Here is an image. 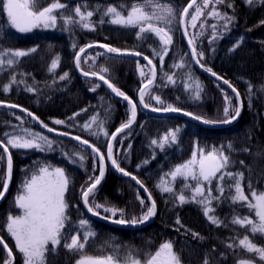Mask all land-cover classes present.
<instances>
[{"label": "trees", "instance_id": "obj_1", "mask_svg": "<svg viewBox=\"0 0 264 264\" xmlns=\"http://www.w3.org/2000/svg\"><path fill=\"white\" fill-rule=\"evenodd\" d=\"M158 1L174 9L175 24L170 33L173 39L172 44L167 46L161 43L154 32L148 31L138 37L139 28L112 24L110 16H104L105 22L100 23L108 6H115L123 15H127V10L133 3L144 0H59L67 7L54 13L58 16L54 29L36 28L23 34L9 28L6 14L0 11V59L5 61L0 66V141L7 142L6 133L22 135L21 129H29L54 142L51 151L13 149L9 146L13 168L7 195L0 202V237L12 251L14 264L23 263L20 253L14 249L12 240L6 233L7 218L19 213L15 197L21 192L25 179L44 165L63 168L71 181L65 196L70 205L69 222L62 230L61 244L56 250L51 251L49 245L45 264H75L81 255H112L119 257L120 262L131 256L144 261L165 242L173 244L180 264H205L206 261L207 264H241V261L264 264V259L258 253L248 252L239 246L240 239L248 235L256 247L264 248V234L253 235L250 229L232 223L234 216H254L245 203H232L230 197L234 195V188L230 190V185L234 184L233 180L225 176L222 182L223 196L216 191L220 181L214 180L211 185L213 196L220 197L209 205L214 209L211 214L222 222L217 226L204 216L202 205L191 201L195 181L191 178L185 181L179 177L174 181L167 175L177 165L190 160L193 152L220 150L223 146L225 155L229 157V165L225 171L244 174L242 187L245 194L249 197L251 195L248 191L249 183L257 192L264 191V0H253L251 5L247 0H225L218 4L216 11L235 17L227 30L223 27L224 20L208 15L213 11L215 0H210L207 8L204 7L203 0H198L187 15V40L193 41L197 54L203 53L199 65L202 64L204 70L211 68L222 81L228 80L240 93L241 113L234 123L231 120V124L220 121L225 119V107L229 108L230 117L235 115L234 109L238 103L234 94L212 77L197 70L181 32L180 17L191 0ZM53 2L54 0H39V8ZM229 3L233 7H227ZM122 4L127 7L122 9ZM98 5L99 11L96 10ZM77 6L84 13L93 11L90 22L94 30L85 29L79 24L66 26L59 19L63 14L79 20L75 15ZM196 6L201 7L203 14L193 22L191 16L195 14ZM241 37L243 41L239 47L235 51H229ZM88 45H108L119 49L118 53L139 52L154 63L155 79L147 87L144 97L151 113L144 111L138 102L139 90L150 79L147 65L134 55L110 56L95 48L82 56L80 69L89 73L94 71L98 75L81 76L75 68V54ZM165 47L168 48L166 55L163 51ZM31 49L36 51L32 52ZM16 50L28 52V55L12 57L11 52ZM160 55H164L163 61L159 59ZM57 57L58 67L54 72H49L52 60ZM10 58L15 60L11 66L6 63ZM181 63L183 67L175 66ZM102 68L107 71L101 72ZM141 71L145 76H141ZM65 72L68 77L61 80L60 76ZM99 75H103L136 104L135 123L115 139L113 157L120 167L130 173L129 176H135L143 184V188L147 189L146 193L151 195V200L156 204V213L146 224V221L136 225L116 224L113 220L121 218L120 212L112 217L111 213H105L102 209H97L100 215L91 217L82 204V186L89 185L90 177L99 176V162L91 149L73 140L75 136L87 140L105 156V174L95 190L94 201L90 197V202L121 209L124 217L129 220L141 217L147 207H150L145 193L135 182L117 176L107 163L109 140L117 128L128 122L130 107L109 92ZM169 75L173 77L174 83L168 81ZM13 77L15 83H12ZM197 81L202 86L199 98L196 92ZM185 83L191 86L188 90L185 89ZM6 84L9 85L8 92L3 90ZM28 88L33 91H28ZM154 96H159L162 103H157L152 98ZM225 96L229 98L227 102ZM169 104L181 111L152 110L163 109ZM28 112L43 121L48 126L47 129L55 131H41L28 116ZM185 112L217 123L205 124L192 116L184 115ZM93 116L97 117L96 122H92ZM57 119L64 120L65 123L54 124L53 121ZM100 121H103V131L100 130ZM85 123H92L90 130L83 128ZM177 128L180 131L177 133L176 143L166 145L163 150L151 143L153 139L159 141L169 130ZM92 132L97 134L92 135ZM229 144L232 145L230 150L227 147ZM76 153L79 155H75ZM0 155L4 156L0 161V192H3L6 157L1 148ZM80 156L84 157L83 161ZM120 174L123 175L121 172ZM161 178L166 181L165 186L173 188V193L162 192L157 187ZM185 184L190 187L184 189ZM181 189H184L183 194L189 200L184 204L176 199L181 194ZM141 199L145 201L144 205H141ZM81 218L90 222L89 227L95 235L86 242L82 253L72 252L64 244L71 243L72 235H79L83 239L84 229H80L78 223ZM193 233L198 235L194 236ZM230 244L234 247H228ZM6 260L7 256L0 246V264H4Z\"/></svg>", "mask_w": 264, "mask_h": 264}, {"label": "snow or ice", "instance_id": "obj_2", "mask_svg": "<svg viewBox=\"0 0 264 264\" xmlns=\"http://www.w3.org/2000/svg\"><path fill=\"white\" fill-rule=\"evenodd\" d=\"M225 0H215V3L212 5L213 11L209 12L208 15L215 16L218 19L224 20L223 25L224 29L227 30L229 25L234 21V16H229L226 13H220L216 11V6L218 4L224 3ZM210 0H203V5L205 8L209 6ZM247 3L251 5L253 0H247ZM196 5V0H191L187 7L183 9V14L180 17V23L185 24V15L188 14L189 8H192ZM67 6L63 3H60L59 0H54L53 3L49 4L46 7L39 8V0H0V11L6 14L7 25L9 28L15 29L17 32L26 33L30 32L35 28H54L58 22V16L54 14L56 10L65 9ZM87 7V5H85ZM126 4H122L121 8H126ZM151 7L153 10L151 12L147 11V8ZM227 7H233L232 4H227ZM39 9V10H38ZM97 11L100 10V6H97ZM160 14H157V13ZM202 9L200 6L195 7V14L191 16V20L194 22L202 15ZM75 15L79 17V20L74 19L70 15L61 14L59 19H62L64 24L73 25L79 24L85 29H92L94 27L90 22V18L94 15L93 11H87L86 13L81 11V7L77 6L75 8ZM104 16H110V22L112 24L121 25L124 27L139 28L137 33L138 37L145 32H154L159 38L163 45L172 44V35H170L171 28L169 27L165 30L164 27L154 26L152 21H157L159 23L171 25L172 19L174 18V9L172 6L167 4H160L158 0H144L143 4L133 3L131 8L127 10V15H123L121 11L117 10L115 6H108L107 9L103 12L101 16L100 23H104ZM264 23V21H262ZM147 25V27H145ZM203 25H201L202 27ZM195 27V24H193ZM215 28V25H213ZM186 34V33H185ZM243 41V37L240 38V41L229 49V51H235L239 47V44ZM189 46L192 47V58L196 60L199 64L203 59V53L197 54L195 47H193V41H188ZM88 45L87 47H91ZM75 48V43L73 44ZM100 47L106 48L110 53H118L119 49L110 47L108 45H100ZM30 51L34 52L36 49H31ZM164 54L168 52V48L163 49ZM85 52V48H80L75 54L76 67L80 68L81 64V53ZM134 55H141L139 52L133 53ZM28 55V52L25 51H12V57H23ZM154 55L157 53L154 52ZM199 56V59L197 58ZM145 60H148L149 64H152V61L148 57H144ZM159 59L164 60V55H160ZM59 57L52 60L49 72H54L58 67ZM86 62V61H85ZM5 63L4 60L0 59V66H3ZM9 66L15 63L14 59H8L6 62ZM176 67H183L184 65L178 64ZM201 67L203 65L201 64ZM139 68V64H138ZM107 69L102 68L101 72H106ZM205 71L210 72L217 80L222 79L211 68H205ZM153 77L155 76V69L152 70ZM84 76H97L96 72H82ZM141 76H145V73L141 71ZM68 77V73L65 72L60 76L61 80H64ZM99 79L103 80L104 83L111 89L116 96L123 97L124 100L128 102L131 106V116L127 123L122 124L119 128L116 129V132L112 133V136L115 137L117 133L122 132L124 129L128 128L136 116V104L122 92L119 88L115 87L109 80L105 79L103 75H99ZM169 82L174 83L173 77L169 75L167 77ZM191 79V76H189ZM15 78L13 77L12 83H15ZM224 84H227L229 88L232 89V92L236 94V99L239 101L240 93L228 80H223ZM152 84V80H148V85ZM191 86L188 83H185V89L188 90ZM147 85H144L140 89V103L144 107H149L145 103L144 97L146 95ZM5 92L9 91V85H4ZM28 91H33L32 88H28ZM94 91V89H93ZM202 91V86L197 81L196 82V92L197 98H199V93ZM252 86H249V99H251ZM157 101V103H162L159 96L152 97ZM226 102L229 100L225 96ZM10 107H18L17 105H10ZM242 105L235 107V115L230 117V111L228 107L224 108L225 119L220 121V123H230L231 120L236 119L240 115ZM22 111H27L26 109H21ZM153 111L163 110L164 112H180L181 109L174 107L169 104L163 109L153 108ZM86 111V110H85ZM28 115L32 117L34 121H39V118L33 113L28 112ZM78 115L77 114H74ZM184 115L192 116L193 119L201 120L205 124L217 123L216 121H210L200 116H195L192 113L185 112ZM17 119H20L17 117ZM71 119V118H70ZM92 122L97 121V117L93 116L91 118ZM42 127H48L43 121H39ZM54 124L60 125L64 124V120H54ZM100 130L103 131V121L99 122ZM92 123H85L83 128L85 130H90ZM48 131H55V129L48 128ZM180 131L179 128L175 130H169L168 133L162 137L159 141L153 139L151 143L158 146L161 150L165 148L166 145L174 144L177 141V133ZM21 134H8L6 133L7 142L4 143L0 141V148H3V152L7 154V168L5 172V178L3 179V187L7 190L9 185V179L11 177L13 161L12 156L9 153V146L13 149H35L38 151L53 150V141L49 140L48 137L41 135L40 133L31 132L29 129H21ZM92 135L97 133L92 132ZM108 135L107 132L104 133ZM59 135H68V133H59ZM73 139L79 141L81 144L88 145L92 148V151L99 156V176L90 177L89 185L87 187L82 186V200L84 206L87 208V211L93 216H98L100 213L97 209L103 208L105 213H111L112 217H115L117 212H120L121 218L114 219L113 222L119 225L131 224L136 225L143 223L156 213V204L153 201L151 207H147V211L139 218L133 217L130 220L125 218L123 215V210L117 209L114 207H106L99 203L90 202V197L94 201V193L97 186L101 183V179L105 174V156L100 153V150L95 146L89 144L87 140H82L79 136L73 137ZM228 149L232 148V145L229 144ZM75 155H79L76 153ZM83 161L84 157H79ZM4 159L3 155H0V161ZM71 159V157H69ZM107 159L111 161V165L118 172L123 173L125 176H129L130 173L125 171L120 167L117 160L113 157L112 153V144L109 142L108 145V154ZM75 162V161H72ZM147 163V161H145ZM229 165V157L225 155L223 146L220 150L213 149L212 151L200 150L199 152H193L192 158L186 161L183 164L177 165L173 171L168 173L172 179L175 181L178 177L187 181L191 178L192 181H195V187L192 188V198L191 201L198 203L203 206V214L207 219L214 225L219 226L222 222L217 219V217L211 213L214 212V209L209 207L213 200H219L220 197L213 196L212 187L214 180H218L221 183H218L216 186V191H218L221 196L224 194V187L222 182L225 179V176L234 181L233 185H230V190L234 188V195H231V201L233 204L243 202L247 205L251 213H254V216H234L232 218V223L235 225H240L241 227L250 229L251 233L255 235L256 233L264 234V191L257 192L252 188V185L249 183L248 191L250 192V197L245 194V189L242 187V181L244 179V174L232 173L230 171H225ZM95 168V165H94ZM219 174V175H218ZM133 180H136V177H132ZM71 181L66 175L65 170L60 167H52L51 165L40 166L37 171H34L30 178L25 179L22 185V191L19 192L15 197L16 206L22 210V215L12 216L9 215L7 218V231L11 237L15 240L16 249L23 254L24 264H45V254L50 250L49 245H51V251H55L56 247L61 244L62 239V230L65 229L66 224L69 222L68 208L70 207L69 203L66 201V192L69 189ZM137 184L143 188V184L136 180ZM166 181L161 178V183L157 185L162 192L173 193V188L165 186ZM190 187L189 184L184 185V189ZM184 189H181V194L176 196V199L179 200L180 204L189 202L188 198L183 194ZM147 191V189H144ZM4 196V192H0V197ZM199 197V199H198ZM139 199V196H138ZM149 200L152 199L151 195L148 197ZM141 205L145 204L144 200H140ZM111 218V217H105ZM180 223L179 219L176 221ZM80 229H84L83 239L81 240L79 235L71 236V243H65L64 247L72 252H83L86 242L95 235V233L89 227V221L87 219H79L78 221ZM194 236L198 234L193 233ZM0 244H4L3 239H0ZM239 246L246 249L248 252H255L260 255L261 259H264V248L256 247L250 240L249 236L245 235L243 239H240ZM5 249H8V246L4 244ZM232 248L234 245H228ZM8 256L12 257V251L8 249ZM4 264H11V260H6ZM76 264H180L178 255L173 250V244L171 242L162 243L159 248L154 252L149 254L144 261L135 259L131 256L126 257L122 262L119 261V257H114L109 255L107 257H94L90 255H81L80 258L76 261ZM207 264V261L205 262ZM241 264H246V262L241 261Z\"/></svg>", "mask_w": 264, "mask_h": 264}, {"label": "water", "instance_id": "obj_3", "mask_svg": "<svg viewBox=\"0 0 264 264\" xmlns=\"http://www.w3.org/2000/svg\"><path fill=\"white\" fill-rule=\"evenodd\" d=\"M197 1H198V0H196V3H197ZM193 7H194V6H193ZM193 7H192V8H193ZM192 8H189V11H190ZM188 13H189V12H188ZM187 15H188V14H187ZM187 15H185V17H184V18H185V24H186V18H187ZM185 24L182 25V24L180 23V26H181V32H182V35H183L184 39H185L186 42H187V45H188V48H189V51H190V54H191V57H192V47L189 46V43H188V40H187V37H186V34H185V33H186V32H185ZM95 48H99V49L103 50L104 52H106L107 54H109V55H111V56L134 55V54H127V53H110V52H108V51L106 50V48H104V47H100V46H98V45H92L91 47H85V52L88 51V50H91V49H95ZM85 52L81 53V57H82V55H83ZM134 57H136V58H142V59L144 60V62H146V63L149 65L150 70H151V80H152V83H153V82H154V78H155V76L153 77L152 70H153L154 66H153L152 64H149V63H148V60H145V59H144L143 57H141V56L134 55ZM192 59H193V58H192ZM193 61H194V64H195V66H196V68H197V70H198L199 72H201L202 74L207 75V76H209V77H212L213 79H215V81H217V82L220 83L221 85L225 86L226 88H228V89L232 92V89L229 88L227 84H224L223 81H222L221 79H220V80H217L216 77L213 76L210 72H207V71H205L204 69H202V68L200 67V65L196 62V60L193 59ZM75 67H76V62H75ZM76 70H77V72H78L79 75L84 76V75L82 74V71L80 70V68H77V67H76ZM102 81H103V80H102ZM103 82H104V81H103ZM105 85H106V84H105ZM146 85H147V87L149 86L148 83H147ZM150 85H151V84H150ZM106 86H107V85H106ZM107 88H108V86H107ZM108 90H109V92H110L113 96L119 98V99L122 100V101H125V102L128 104V102H127L126 100H124L123 97L116 96L115 93H113V92L111 91L110 88H108ZM139 93H140V90H139V92H138V101H139V104L141 105V107H142V109H143L144 111H146L147 113H151V112H152L151 110H149L148 108L144 107V105L140 103V95H139ZM232 93H233V92H232ZM233 94H234L235 97H236V94H235V93H233ZM237 102H238V105H241V103H240V99H239V101H237ZM130 108H131V106H130ZM240 112H241V111H240ZM28 116H29V115H28ZM29 117H31V116H29ZM238 117H239V116H238ZM238 117H237V118H238ZM31 118H32V117H31ZM237 118L234 119L233 122L236 121ZM135 119H136V116H135ZM35 122H36V124H37L42 130L46 131V129H44L38 121H35ZM134 122H135V120H134L133 123H132L128 128H126V129H129L130 127H132V125L134 124ZM233 122H232V123H233ZM126 129H124V130H126ZM124 130H123V131H124ZM123 131H122V132H123ZM120 133H121V132H120ZM120 133H117L115 137L112 136V138L110 139V142H111V144H112V150H113V143H114V140H115V138H116ZM78 142H79V141H78ZM79 143H80V142H79ZM83 145H84V144H83ZM84 146L88 147V145H84ZM88 148L92 150V148H90V147H88ZM95 154H96V153H95ZM107 154H108V152H107ZM96 155H97V154H96ZM97 157H98V160H99V156H98V155H97ZM6 160H7V154H6ZM107 161H108V164H109L110 168L112 169V171H113L117 176H119V177H121V178H125V177H126V176H123V177H122V176L120 175V173H119L115 168L112 167V165H111V161H109L108 159H107ZM10 178H11V177H10ZM102 178H103V177H102ZM126 178H127V177H126ZM101 180H102V179H101ZM134 182L136 183V180H134ZM9 184H10V179H9ZM136 185H137L139 188H141L144 192H146V191L140 186V184H137V183H136ZM8 188H9V185H8ZM8 188H7V190L4 189V196L0 198V201L5 197V195H6L7 191H8ZM146 197H147V199H148L149 196L146 195ZM82 201H83V200H82ZM148 201H149L150 204L152 205L151 200L148 199ZM83 205H84V202H83ZM84 207H85V206H84ZM85 209H86V211H87V208H86V207H85ZM87 212H88V211H87ZM88 213H89V212H88ZM89 214H90L91 216H93L91 213H89ZM152 217H153V216H152ZM152 217H151V218H152ZM151 218H149V220H147L146 223H148V222L151 220ZM146 223H145V224H146ZM0 246L5 250V252H6L7 256H8V249H5L4 244H0ZM8 258H9V260H11V264H13V263H14L13 256H12L11 258L8 256Z\"/></svg>", "mask_w": 264, "mask_h": 264}, {"label": "rangeland", "instance_id": "obj_4", "mask_svg": "<svg viewBox=\"0 0 264 264\" xmlns=\"http://www.w3.org/2000/svg\"><path fill=\"white\" fill-rule=\"evenodd\" d=\"M198 2V1H197ZM144 2H140V4H143ZM160 4H165V3H163V2H159ZM168 5V4H167ZM195 6V5H194ZM153 9L151 8V7H149V8H147V11H149V12H151ZM157 14H160L159 12L157 13ZM170 19H172V24L171 25H167V24H163V23H159V22H157V21H152L151 23H153V25L154 26H158V27H164L165 28V30H167L169 27L171 28V32L170 33H172V30H173V27H174V24H175V14H174V18H172V17H169ZM121 26V25H120ZM124 27V26H123ZM39 28H43V27H39ZM55 28V27H54ZM54 28H44V29H54ZM36 29V28H35ZM34 30V29H33ZM32 30V31H33ZM31 32V31H30ZM26 33H29V32H26ZM23 34V33H22ZM117 57V56H116ZM42 135V134H41ZM52 167H57V166H52ZM61 168V167H60ZM22 191V190H21ZM15 205H16V203H15ZM19 209V208H18ZM102 210H103V208H101ZM20 211H21V213L20 214H18V215H22V210L21 209H19ZM12 216H17V215H12ZM5 229H7V227L5 226ZM9 234V233H8ZM10 237H11V235H10ZM12 238V237H11ZM12 241H13V244H14V247H15V249H16V245H15V240L12 238ZM17 250V249H16ZM17 252H19L18 250H17ZM20 253V252H19ZM21 254V253H20ZM21 257H22V263L24 264V257H23V254H21ZM5 262V261H4ZM75 264H76V262H75ZM246 264H251V263H247L246 262Z\"/></svg>", "mask_w": 264, "mask_h": 264}]
</instances>
